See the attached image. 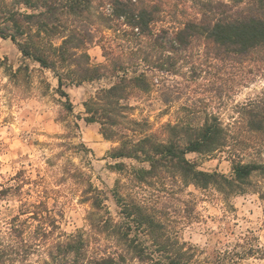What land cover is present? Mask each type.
<instances>
[{"label": "trees", "instance_id": "16d2710c", "mask_svg": "<svg viewBox=\"0 0 264 264\" xmlns=\"http://www.w3.org/2000/svg\"><path fill=\"white\" fill-rule=\"evenodd\" d=\"M188 2L175 12L166 10L162 0H103L98 5L96 0H0V38L55 75L67 112L74 106L65 87L111 82L83 103V120L98 125L103 138L117 144L110 159L147 164L132 169L137 184L162 177L225 197L245 194L254 186L253 177L264 175V165L233 156L226 176L200 170L187 158L236 145L218 116L207 114L198 123L167 122L155 132L149 122L132 118L131 101L155 92L170 76L188 70L192 79H200L212 69L232 71L264 61V0ZM160 23L165 24L157 28ZM104 29L122 31L133 47L127 55H115L102 46L106 62L93 65L88 51ZM213 91L222 97L225 89L220 85ZM170 99L163 102L168 105ZM238 113L241 132L264 141V92ZM111 167L127 168L124 162ZM88 185L92 211L87 230L62 233L46 205L24 204L9 222L0 221V264H241L234 253L201 259L204 250L173 235L151 208L122 196L118 185L113 194L119 218L114 219L102 191Z\"/></svg>", "mask_w": 264, "mask_h": 264}, {"label": "rangeland", "instance_id": "374dc122", "mask_svg": "<svg viewBox=\"0 0 264 264\" xmlns=\"http://www.w3.org/2000/svg\"><path fill=\"white\" fill-rule=\"evenodd\" d=\"M162 1L166 10L175 12L190 4L188 0ZM168 21L172 19L166 18ZM96 41L88 51L93 65L106 62L102 46L115 55H127L133 47L122 31L104 29L96 33ZM110 83L103 80L65 87L74 106L72 113L67 112L65 98L57 93L55 75L24 58L11 40L0 38V192L11 189L7 196L0 195L1 223L9 222L24 204L42 203L56 218L58 231L72 234L87 230L92 211L89 183L102 191L103 204L118 220L113 194L118 185L122 196L137 198L151 208L181 241L190 243L186 236L206 237L204 246L191 243L204 250L201 259H215L219 254L230 258L228 253H234L241 264H264V175L253 177L254 186L247 193L231 197L212 189L184 187L170 178L137 184L132 169L147 164L110 159L109 152L117 144L107 143L98 125L83 120V103ZM220 85L225 89L222 97L213 91ZM154 89L131 101L132 118L149 122L152 132L167 122L198 123L207 114L218 116L233 132L236 145L231 148L210 155H187L200 170L230 175L233 156L264 165V141L241 132L238 113L242 105L264 92V61L256 59L232 71L212 69L200 79H192L184 70ZM245 93L244 99H239ZM168 98L172 101L166 105L163 100ZM120 162L127 166L123 172L111 167Z\"/></svg>", "mask_w": 264, "mask_h": 264}, {"label": "clouds", "instance_id": "9594fccd", "mask_svg": "<svg viewBox=\"0 0 264 264\" xmlns=\"http://www.w3.org/2000/svg\"><path fill=\"white\" fill-rule=\"evenodd\" d=\"M5 82H7V78H5ZM253 87H256L255 85H253ZM250 91V89L248 90ZM2 94V93H0ZM246 93L244 95H242L241 97H239V99H244ZM255 98V97H253ZM185 239L189 240L190 243H193V244H196V245H199V246H204V241H206V237L205 238H201L199 236L195 237V238H189L188 236L185 237Z\"/></svg>", "mask_w": 264, "mask_h": 264}, {"label": "crops", "instance_id": "0c3cea01", "mask_svg": "<svg viewBox=\"0 0 264 264\" xmlns=\"http://www.w3.org/2000/svg\"><path fill=\"white\" fill-rule=\"evenodd\" d=\"M107 142V141H106ZM108 143V142H107ZM110 143V142H109Z\"/></svg>", "mask_w": 264, "mask_h": 264}]
</instances>
